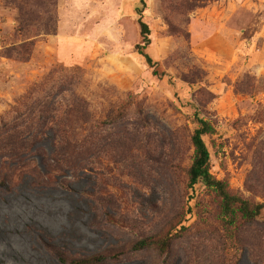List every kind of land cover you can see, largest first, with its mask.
I'll use <instances>...</instances> for the list:
<instances>
[{"label": "rangeland", "instance_id": "1", "mask_svg": "<svg viewBox=\"0 0 264 264\" xmlns=\"http://www.w3.org/2000/svg\"><path fill=\"white\" fill-rule=\"evenodd\" d=\"M139 7L141 0H0V130L26 111L29 96L51 97L62 110L82 97L90 119L74 127L103 138L90 171L58 175L53 185L17 177L45 170L36 148L53 152L51 139L13 160L0 150V184L10 176L18 183L0 187V264H68L55 252L114 247L125 255L103 264H264V212L239 223L231 240L219 199L201 184L189 188L187 178L197 106L216 126L205 137L213 175L264 201L246 187L264 165V0H147V51L168 73L162 79L135 48ZM246 76L251 94L236 90ZM183 218L168 253L131 249Z\"/></svg>", "mask_w": 264, "mask_h": 264}, {"label": "trees", "instance_id": "2", "mask_svg": "<svg viewBox=\"0 0 264 264\" xmlns=\"http://www.w3.org/2000/svg\"><path fill=\"white\" fill-rule=\"evenodd\" d=\"M141 3L142 7L137 8V12L139 13L138 22L142 41L137 43L135 48L145 58L152 75L162 79L168 73L161 69V62L154 60L147 51L152 44V29L143 15L147 7V0H141ZM246 77L249 82L238 81L236 90L243 94H251L254 91V84L250 83L252 77ZM28 101L25 104L26 111L21 116L16 117L13 126L0 130V150L6 155V160H13L20 157L23 151H32L38 143H42L47 139L52 140L54 150L48 153L46 149L37 147L36 150L46 165L45 170L34 167L27 168L23 173L21 171L17 177L21 178L26 174H31L35 183L53 185L56 183L58 175L71 172L73 176L78 178L81 176L80 174L90 171L93 168L91 165L92 160L97 162L100 158L103 138L101 131L96 132L97 134L93 136L85 130L81 131L74 127L79 122L90 119L86 101L82 97H77L74 99L73 105L64 110L56 105V101H52L51 97L29 96ZM195 122L197 126L190 137L194 153L191 164L187 169L188 187L193 189L196 185L201 184L215 194L219 199L223 228L231 240L237 239L236 229H238L239 223L252 222L260 217L264 212V201H258L244 194L233 192L227 179H219L213 175L211 172V151L205 137H211L216 133L215 123L206 116L201 115L197 106ZM102 125V122H98L99 129ZM258 167L260 171L258 178L252 180L253 183L250 182L249 178L246 187L248 191L264 196V165L260 163ZM3 180L0 187L5 190H10L11 187L18 184L12 176ZM191 209L192 207L189 205L188 211H191ZM183 220L185 218L178 220L173 230L140 238L132 245L131 249L141 251L149 247H155L161 254L168 253L175 237L186 228ZM125 253V250L121 247L75 257L66 255L61 251L55 252L61 261L68 264L116 262L120 261Z\"/></svg>", "mask_w": 264, "mask_h": 264}]
</instances>
